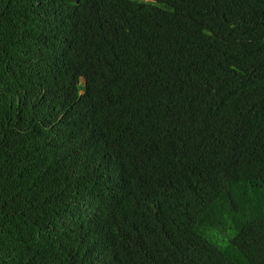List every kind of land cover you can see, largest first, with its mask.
Wrapping results in <instances>:
<instances>
[{
    "label": "trees",
    "instance_id": "1",
    "mask_svg": "<svg viewBox=\"0 0 264 264\" xmlns=\"http://www.w3.org/2000/svg\"><path fill=\"white\" fill-rule=\"evenodd\" d=\"M262 143L264 0H0V264H193L161 229L234 264L264 241L241 220L264 216L244 178Z\"/></svg>",
    "mask_w": 264,
    "mask_h": 264
},
{
    "label": "clouds",
    "instance_id": "2",
    "mask_svg": "<svg viewBox=\"0 0 264 264\" xmlns=\"http://www.w3.org/2000/svg\"><path fill=\"white\" fill-rule=\"evenodd\" d=\"M64 14L70 13L69 11H61ZM60 28V27H59ZM56 26V29H58ZM38 56L43 58L44 51L41 46L34 43V46L31 50ZM42 80L44 76L41 74ZM79 91L78 97L75 99L80 101L85 98L86 89V78L84 75L79 76ZM40 90V85L36 84L29 89L30 94H36ZM41 91L42 88H41ZM40 91V92H41ZM44 95V94H43ZM61 114V108L59 111ZM64 114V112H63ZM62 114V116H63ZM249 154L246 156V162L249 166V171L244 172V178H247L248 181H255L264 191V143L256 146L249 145ZM148 196H144L143 201H146ZM182 205L181 199L179 200H172L167 199L161 195L153 194L150 197V206L146 208L148 214L152 215L156 219H161V224L163 226H175L179 222V207ZM219 209L222 212V216L220 217L221 221L223 222H230L235 223L238 221V216H242L243 213L240 212L239 205L236 203V200L233 196H229V199L221 202L219 205ZM264 214V212H263ZM242 223L248 227H258L264 229V216H253L251 218L245 219L241 218ZM218 224L216 221L213 225H207L209 227H213L214 225ZM207 228V231H208ZM209 228V230L211 229ZM218 229V227L214 228ZM162 232H166L168 236H170L171 240H174L173 246L164 251V259L166 261H172L181 257L185 260L193 264H211L212 260L209 257V254L206 251L197 256L196 252L191 248L187 241L186 234L179 232L174 229H161ZM243 244L245 250L240 251V253L236 254L232 260L234 264H264V241L259 242L257 239H243L240 240ZM251 242V245H250ZM258 248V254L254 261V263L249 261L250 255L254 249ZM180 249H183L184 252H180ZM228 259L227 255H224V259L220 260V262L225 261ZM219 261H214L212 264H217Z\"/></svg>",
    "mask_w": 264,
    "mask_h": 264
}]
</instances>
